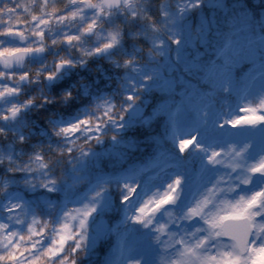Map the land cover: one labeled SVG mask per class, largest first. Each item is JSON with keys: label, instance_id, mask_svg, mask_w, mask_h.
Listing matches in <instances>:
<instances>
[{"label": "snow or ice", "instance_id": "6c2138e0", "mask_svg": "<svg viewBox=\"0 0 264 264\" xmlns=\"http://www.w3.org/2000/svg\"><path fill=\"white\" fill-rule=\"evenodd\" d=\"M184 13L177 0H0V264H78L105 230L113 245L104 264H264V142L254 148L226 131L264 133V94L211 119L206 106L195 115L172 108L173 132L192 114L212 138L175 137L179 153H197L187 177L173 175L131 206L139 174L168 166L167 154L157 149L146 163L110 174L93 163L104 128L121 127L117 118L152 82L157 59L181 45ZM93 61L114 67L117 89L91 94L81 81L90 102L66 116L61 105L78 85L56 94V81ZM185 187L183 206L166 207ZM113 211L109 228L100 217Z\"/></svg>", "mask_w": 264, "mask_h": 264}, {"label": "rangeland", "instance_id": "374dc122", "mask_svg": "<svg viewBox=\"0 0 264 264\" xmlns=\"http://www.w3.org/2000/svg\"><path fill=\"white\" fill-rule=\"evenodd\" d=\"M208 5H213L214 7H223L222 0H207ZM185 7L184 18L182 21L183 25V36L181 40V45L177 49L176 46H173V51H169L166 55L161 56L157 59L155 63V67L157 71L152 74V83L159 90L165 91V93H170L174 88L175 84V77H173L172 73L176 70V65L171 60V55L175 61L182 63V70L185 72H195L201 71L200 68H196L195 59L192 57V51H194L195 47V40L197 36L192 32L190 29V12L193 11L195 8H198L202 2H199L197 6L194 0H184L182 2ZM198 38H200V43L205 40V34L207 29L198 28ZM264 48V44H263ZM192 49L191 51H189ZM217 59L212 61L211 64L205 69L204 73H196L199 77V82L207 83L210 87L223 89L226 88L228 92L234 94V102H228L225 107L227 108V112L231 114L234 110L238 109L242 104L246 102H255L258 98L264 94V60H258V49L254 44L252 39L242 40L238 43L230 42L225 43L221 48L216 50ZM254 62L253 66L250 65L249 67V74L252 75L257 74L254 80L252 81L253 86H251L250 91L244 92L241 91L240 86H237L233 80L234 78V71L235 67L239 65L240 67ZM255 70V71H254ZM102 71V70H100ZM254 71V72H252ZM180 74V73H179ZM255 82V83H254ZM183 81L181 82V84ZM180 84V85H181ZM148 88L146 86L144 89ZM180 93L178 94V100L175 102H170V99L165 97L166 101L163 102L161 108L154 111H146V104L149 101L148 97L144 96L143 105L140 106L137 110V119L136 121L139 122L143 127L148 126V123L152 121H156V117H161L158 122L160 125L161 132L160 134H155L150 137L144 139L145 142L152 143L151 145V152L148 153V156L139 160L133 167L138 166L140 164H144L149 161L155 154L157 149H162L164 153L167 154L168 159V166L162 167L159 170L157 168H151L147 172H141L138 176V186L134 195L137 196V200L142 199L143 196L148 195L151 193L153 189L161 188L165 183H167L173 175L175 174H182L185 177L188 175L187 170V161L194 159L197 156L195 151L192 152V156H190L188 149H186L185 154L179 153L178 149L175 146V137L180 136H187L191 135L193 132L197 134V142H204L208 143V141L212 138L210 135L206 134L204 126H198V124H193L192 118H194L195 114H198L201 110L207 108L208 116L211 119L212 117L216 116L217 114L223 116L224 111L218 110L215 105L211 102L210 97L205 95V97L201 94V92L196 88V86H191L190 90H187L186 87H182L180 89ZM253 96V98H252ZM252 98V99H251ZM177 104H180L184 111H191L194 115L188 114L187 117H181L177 122V127L173 132L171 125L169 124V112L172 108H174ZM153 115V116H152ZM154 119H151L153 118ZM248 129H227V134L233 138H250L253 140L254 148H257L264 142V134L261 136L257 135V133L261 130L256 129L254 133L247 134ZM221 132H225V129H221ZM152 137V138H151ZM152 139L153 142H152ZM163 140L171 143L174 148L178 151V153L173 152L172 150L165 149V145L163 144ZM99 143V142H98ZM170 144V146H171ZM126 146H117V145H109L104 143L101 150H98L99 156L95 162H97L96 166L99 171L104 173H114L117 170H104L100 167L99 161L101 162L104 158L109 156H119L121 153L119 152V147H129L131 148L130 144L125 142ZM193 149V148H192ZM186 155V156H184ZM184 168V172H180V168ZM122 168L118 171L127 169ZM133 179H136L134 177ZM184 183V182H182ZM188 191L187 188H183L181 190L180 196L177 198L175 204L167 205L166 207L173 208L183 206L187 199ZM111 237V246L107 253H104L102 256V263L104 264L105 259L107 258L108 253L110 252L112 245H113V235L110 231ZM101 236V235H100Z\"/></svg>", "mask_w": 264, "mask_h": 264}, {"label": "trees", "instance_id": "16d2710c", "mask_svg": "<svg viewBox=\"0 0 264 264\" xmlns=\"http://www.w3.org/2000/svg\"><path fill=\"white\" fill-rule=\"evenodd\" d=\"M181 1V0H177ZM202 4L195 8L190 12V29L197 36L195 40V49L192 51V57L195 59L196 68H200L201 71H195L196 73H204L205 69L211 64L212 61L216 60V50L223 46L224 42H240L241 39H252L254 41L255 46L258 49V60H264V38L260 36V33L257 31V24L260 22L259 17V8L260 4L254 3V0H222L223 7H214L212 4L208 5L207 0H200ZM219 1V0H218ZM207 29L205 34V40L200 43V38H198V28ZM190 49L189 51H191ZM172 62L176 65V70L172 73L173 77H175V88L170 93H165V91H161L153 85L151 82L148 85V88L143 89L144 96L149 98L148 103L146 104V111L153 110L156 111L158 108H161L163 102L166 101L165 97L170 99V102H175L178 100V94L181 92L180 89L182 87H186L187 90H190L191 86H196V88L201 92V94L205 97L208 95L210 97L211 102L215 105L218 110H226L225 105L228 102H234V94L228 92L226 88L218 89L210 87L207 83L199 82V77L195 72H185L182 70V63L175 61L171 55ZM254 62L246 64L242 67L237 65L234 69V82L240 88H244L249 83V67ZM102 70V71H100ZM83 77V82L86 81V85L93 80V77L100 78V81L103 83L105 81L110 82V85L116 89L119 81L117 79V74L112 65L107 62H101L98 67L94 65L87 66L84 72H81ZM180 73V74H179ZM183 83L181 84V82ZM81 80H75V83L79 84ZM255 83V82H254ZM181 84V85H180ZM253 86V83H251ZM250 86V87H251ZM247 90L250 91V88ZM253 98V96H252ZM251 98V99H252ZM143 105V104H142ZM140 105V106H142ZM81 107V105L75 101L73 98L70 102L66 103L65 112L73 113ZM153 116V115H152ZM160 116L156 117V121H150L148 126H142L138 121L136 123L139 125L138 130L135 134V138L129 141H126L130 146L135 145L137 149H140L143 146V151L145 153L151 152L150 142H145L144 139L150 137L155 134H160V125H158L157 120H160ZM151 119H154L151 118ZM193 122L196 121V117L192 118ZM247 134H249V129L246 130ZM254 133V130L250 129V134ZM262 132H258L257 135L261 136ZM152 138V137H151ZM154 139H152L153 142ZM107 144V142H105ZM163 144L175 153H178L176 148L171 144L163 140ZM165 147V148H166ZM129 147H119V152L121 153L119 156H109L104 158L101 162L99 161V165L104 170L115 169L114 161L119 159V157L127 152ZM189 155L192 156L193 149L189 148ZM186 156V155H184ZM96 166L97 162L93 161ZM109 195L113 200L118 199L117 189L112 187L108 190ZM49 198H55L59 193H49L47 194ZM103 224L107 225L109 228L111 224L117 220L115 215V211L112 214H105L100 217ZM111 235L108 233V230H105L101 236H99L95 243L90 241L89 243V251L85 257L86 264H101L102 256L109 249L112 241Z\"/></svg>", "mask_w": 264, "mask_h": 264}, {"label": "clouds", "instance_id": "9594fccd", "mask_svg": "<svg viewBox=\"0 0 264 264\" xmlns=\"http://www.w3.org/2000/svg\"><path fill=\"white\" fill-rule=\"evenodd\" d=\"M254 3H258L261 5L259 8V23L257 24V31L260 33V36L264 38V0H254ZM85 68V67H84ZM83 69V68H80ZM77 69H73L72 72H76ZM77 80H83V77L77 75ZM77 84V83H76ZM78 86L73 88V99L77 101L80 105H84L90 102L91 94H101V93H113L116 89H114L110 82L105 81L101 82L100 78L93 77V80L89 83L88 87L90 88L91 94L87 97H82L80 92V83L77 84ZM135 95L138 97L137 100L133 103L132 107L125 111V114L122 118L118 117V122L121 124L120 128H114L111 123H109L103 131V135L105 139L102 142L96 143L94 142V147L96 151L101 150L102 146L105 142L109 145H117V146H126L125 142L135 138V134L138 130L139 125L136 123L137 113L136 110L140 107L141 104L144 102V92L137 91ZM114 100L116 102V106L118 109L123 111L121 107L122 97L115 96ZM125 103L127 101H124ZM43 116V112L39 114ZM115 132L118 139L112 140L110 139V133ZM148 154L143 151V146L140 149H137L135 145L131 146V148L124 152L119 159L114 161V167L118 171L122 168L134 166L139 160L147 157ZM117 189V193L121 192V189L118 186H114ZM180 196V195H179ZM137 201V196L132 195L130 199L127 201V204L131 206L134 202ZM119 207H124V204H119ZM163 211L158 214L157 218L160 219L163 217ZM88 247L82 248L81 252L77 254L78 264H86L85 257L88 254Z\"/></svg>", "mask_w": 264, "mask_h": 264}, {"label": "flooded vegetation", "instance_id": "af4514ba", "mask_svg": "<svg viewBox=\"0 0 264 264\" xmlns=\"http://www.w3.org/2000/svg\"><path fill=\"white\" fill-rule=\"evenodd\" d=\"M61 2H62V0H61ZM40 59L41 58L40 57H37V56H33V58H32L33 62H39ZM101 62H103V61H93L90 65H94L95 67H98ZM86 68L87 67H85L83 69H77V71L74 72V73L72 71H70V72L65 73V75L61 76L56 81V84L58 85V87L56 89V94H59V92L65 90L66 88H69L73 83H75L76 76L77 75L81 76L82 75L81 72H84L86 70ZM66 103L65 104H62L61 106L62 107H65L66 106ZM40 113H38V115ZM65 115H66V113H65Z\"/></svg>", "mask_w": 264, "mask_h": 264}, {"label": "water", "instance_id": "95a60500", "mask_svg": "<svg viewBox=\"0 0 264 264\" xmlns=\"http://www.w3.org/2000/svg\"><path fill=\"white\" fill-rule=\"evenodd\" d=\"M138 110H136V113H137Z\"/></svg>", "mask_w": 264, "mask_h": 264}]
</instances>
